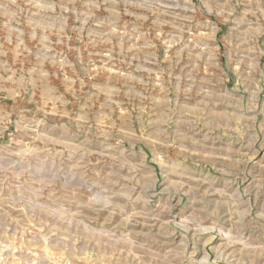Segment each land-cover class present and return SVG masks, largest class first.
Here are the masks:
<instances>
[{
	"label": "rangeland",
	"instance_id": "374dc122",
	"mask_svg": "<svg viewBox=\"0 0 264 264\" xmlns=\"http://www.w3.org/2000/svg\"><path fill=\"white\" fill-rule=\"evenodd\" d=\"M0 264H264V0H0Z\"/></svg>",
	"mask_w": 264,
	"mask_h": 264
}]
</instances>
